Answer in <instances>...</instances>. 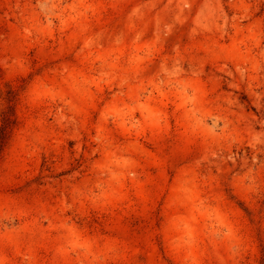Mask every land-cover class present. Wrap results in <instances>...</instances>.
<instances>
[{
	"label": "rangeland",
	"instance_id": "obj_1",
	"mask_svg": "<svg viewBox=\"0 0 264 264\" xmlns=\"http://www.w3.org/2000/svg\"><path fill=\"white\" fill-rule=\"evenodd\" d=\"M0 264H264V0H0Z\"/></svg>",
	"mask_w": 264,
	"mask_h": 264
}]
</instances>
